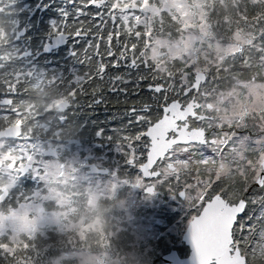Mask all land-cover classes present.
Wrapping results in <instances>:
<instances>
[{
    "label": "flooded vegetation",
    "instance_id": "1",
    "mask_svg": "<svg viewBox=\"0 0 264 264\" xmlns=\"http://www.w3.org/2000/svg\"><path fill=\"white\" fill-rule=\"evenodd\" d=\"M160 1L165 3V0H135L131 8L124 0L128 6L125 10L131 8L135 13L140 32L138 49L148 63V80L162 85L159 106H154L150 119L153 123L162 119L166 104L170 113L152 130L151 155L157 171L144 177L138 166L125 164L117 143L95 135V129L100 127L105 137H112L115 130L127 124L126 117L113 119L112 116L113 112L122 111L123 106L115 103L111 93H106L109 103L100 104L94 110L88 107L81 110L72 94L73 85L48 71L49 67L60 66L61 70L70 67L71 47L83 59L84 50L88 49L85 40L70 37L67 44L52 48L51 54H45L47 65L43 57L40 60L35 55L34 50L46 43L52 23L61 19L59 13L64 9L65 0H0V223L11 217L19 220L25 213L31 217L21 220L28 224L41 212L57 210L55 203L43 201L42 211L33 210L32 207L39 204L35 193L43 189L62 199L69 208L77 205V212L70 211L69 217L71 224H78L69 229L75 234L60 230L61 225L47 231L43 228L42 237L47 232L50 253L63 246H79L87 239L95 225L80 219L84 214L77 200L80 189L116 176L122 182L120 189L102 201L103 205H117L110 218L114 234L109 241L118 251L138 253L145 264H179L190 255L187 215H196L199 208L196 197L201 192L222 190L228 199L235 200L250 190L245 228L243 233L234 230L231 234L232 240L239 241L238 245H230L231 252L238 248L245 255L248 239H255L254 234L262 230V226L257 223L253 227L249 220L253 216L250 211L253 205L257 203L255 214L258 215L263 202L256 196L261 189L255 188L254 182L261 173L264 143L253 150V142L264 138L263 118L258 111L237 112L226 117L220 107L215 106L220 101L216 93L228 91V81L233 76L216 73L214 77L212 67L210 72L186 67L184 61L178 62L168 55L161 45L167 13L154 11ZM88 8L94 9V6L88 5ZM108 23L112 25L111 20ZM87 54L99 59L91 49ZM76 67L81 74L87 70V64ZM198 74H204L205 80L196 86ZM142 83L147 92L148 82ZM214 84H218L217 88H212ZM140 131H147V124L128 125L121 135H135ZM246 136L254 140L248 142ZM148 140L142 137L134 143ZM200 156L209 158V162L199 164ZM139 159L147 162L146 150ZM138 175H141L139 185L136 184ZM147 186L154 187L153 195L147 193ZM180 191L191 197L185 198L183 204L172 197ZM154 195L156 204L147 205L152 214L137 209L123 219L118 218L119 202L128 200L131 205L130 201L142 202L139 199ZM213 202L217 208L222 206L218 201ZM10 213L15 214L9 217ZM147 214L153 215L149 221L145 218ZM218 220L219 216L213 217L210 225ZM104 239L101 234L99 242ZM40 240L38 231L31 236L18 235L21 243L15 248L19 254L16 264H29V260L38 264ZM5 242L6 235H0V244ZM168 254L177 261L164 260Z\"/></svg>",
    "mask_w": 264,
    "mask_h": 264
},
{
    "label": "snow or ice",
    "instance_id": "2",
    "mask_svg": "<svg viewBox=\"0 0 264 264\" xmlns=\"http://www.w3.org/2000/svg\"><path fill=\"white\" fill-rule=\"evenodd\" d=\"M88 5H93L94 9H89ZM71 6V7H69ZM128 6L124 0H65L64 9L60 11L61 19L53 22L48 34L46 43L39 49L34 50L35 55L41 60H45V54H51V49L67 44L70 37H80L85 40L88 49H85V56L82 59L75 48L71 47L70 67L63 70L59 67H49L48 71L54 77L62 80L66 79L73 85L72 94L77 98V108L83 110L85 107L95 109L100 104L109 103L106 93H111L115 98V103L123 106V110L113 112V119L126 117L128 125L147 124V131L137 132L135 135H121L124 127L115 130L112 137H105L104 130L100 127L95 129V135L99 139H108L117 143V147L123 153L124 162L128 166H138L142 176L157 171L152 160L153 129L160 124L170 113L169 106H164V116L157 119L155 123L150 117L155 111L154 106H159L158 98L163 94L162 85L152 83L148 80L146 70L147 60L143 58V53L138 49L140 32L137 29V20L134 11H126ZM71 17V22L69 18ZM97 17L99 19H97ZM119 19L120 23L117 24ZM112 21L110 26L108 21ZM91 36V39H85ZM115 36V42H113ZM91 49L96 57L87 54ZM111 58V59H107ZM87 64V70L81 74L77 65ZM143 65V67H142ZM67 73V75L65 74ZM153 79H155L153 77ZM148 82V91L143 90L144 84ZM87 84V87L84 85ZM87 97L88 99H85ZM123 97V99H121ZM175 103V101L173 102ZM179 130V126H177ZM142 137L149 138L141 144L134 141H141ZM147 152V162L139 159L144 151ZM141 175L137 176L136 184H140ZM149 195L154 194V187L147 186ZM172 192V189H169ZM250 190L245 192L239 199L231 200L222 190L214 193H198L196 199L199 201V208L196 215L188 213V228L191 243L194 246L195 258L198 264V253L201 249L208 253L220 255L227 253L228 249L221 244L220 232L223 228L231 224L228 233L231 235L234 230L243 233L245 228L244 220L248 217V204L250 203ZM264 200V189L256 194ZM172 197L183 204L185 198H191L186 192L173 193ZM255 200V197H252ZM213 201H218L222 206L217 208ZM212 206V207H209ZM207 209L204 215L201 211ZM243 214V215H241ZM219 216L216 232L213 234L210 223L213 217ZM233 243L239 244L233 239ZM231 247V246H229ZM235 250H239L238 248ZM230 254V253H229ZM215 264V261H213Z\"/></svg>",
    "mask_w": 264,
    "mask_h": 264
},
{
    "label": "rangeland",
    "instance_id": "3",
    "mask_svg": "<svg viewBox=\"0 0 264 264\" xmlns=\"http://www.w3.org/2000/svg\"><path fill=\"white\" fill-rule=\"evenodd\" d=\"M229 1L231 4H254L257 0ZM127 2L132 8L131 5H134L135 0H127ZM158 5L159 6L155 8L154 11H165L170 19V26L164 30L162 35L163 39H161V45L167 49L168 55L171 58H174L178 62L184 61L186 67L191 66L195 69L203 68V71L205 72H210V68L212 67L214 72L211 74L214 77H216V73H219L221 68L226 71V69L230 67L229 63L231 62V57L238 50V45H224L213 42L212 39L215 34H213V30L210 27V13L228 11L229 5L227 4V0H165V3L160 1V4L158 3ZM237 33H239V35L236 40L239 43L244 44L247 41H256V36H252V34H255L254 31L245 33L244 30L238 29ZM262 57L264 58V52ZM257 77L259 78L255 80V76L252 75L243 81L234 78L233 82H231L228 87V91L220 90L216 93L217 98L220 99V101L219 103H215V106L220 107L223 115L228 118L235 115L237 112L250 114L253 111H258L263 118L264 123V67L262 65H258ZM217 86L218 84H214L212 88H217ZM246 139L248 142L254 140L253 138H249V136H246ZM263 143L264 138L255 140L253 142V150L255 149V146L260 148ZM105 161L106 160H104V162ZM208 162L209 158L204 156H200L198 160V163L202 165H206ZM246 162L247 164L249 163V157ZM109 167L110 171H112L110 163ZM121 184V180L116 176L113 180H108L107 178L101 179L98 182L93 183L92 186H88L86 189H80L81 195L77 196V198L79 199V204L83 206L84 214L94 200H98L103 204L102 201L108 200V197H112L113 194L120 189ZM259 188L264 189V184ZM44 190L45 189L35 193L37 194L36 198L37 201H39V204H35L32 207L33 210L37 212L42 211L44 207L42 201L46 203H55L57 210H50L48 213L41 212L40 214L35 215L33 220L28 224L21 219H26L31 216H27V214L23 213L19 217V220H15L11 217L15 213L8 214L11 219H4L2 224L0 223V235H6V242L0 244L1 256L6 258L17 247V245L21 243L18 241V235L20 234L31 236L38 231L41 240L47 239V232H44L45 235L42 237L43 228H46V231L51 227L57 228L61 225V217L65 222V226L62 230L75 234L74 230L69 231V229H74L73 226L78 224L76 222L74 225L71 224L69 217L70 211L73 214L76 213L78 206L74 205L69 208L62 199L58 200L49 191L44 192ZM117 196L118 195L115 194V198ZM139 200H142V202H137V200L135 202L130 201L131 205L129 202L123 204L121 206L122 208L119 209L118 218L123 219L128 216L130 211L133 212L137 209L152 214L153 212L150 213L147 205L150 207L152 204H156L157 196H148ZM261 211L263 214L264 204ZM148 214L145 215V218L149 221L153 215ZM112 233L114 234L113 230ZM261 238H264L263 233H261ZM107 242H110L109 239H104L102 241V243ZM42 246L45 247L44 244H42ZM263 249L264 243H262L261 247H254L251 250V253L252 255L257 253L258 258L262 259ZM41 255L43 256L44 254H40V256ZM29 264L33 263L29 260ZM38 264H40V262H38Z\"/></svg>",
    "mask_w": 264,
    "mask_h": 264
},
{
    "label": "trees",
    "instance_id": "4",
    "mask_svg": "<svg viewBox=\"0 0 264 264\" xmlns=\"http://www.w3.org/2000/svg\"><path fill=\"white\" fill-rule=\"evenodd\" d=\"M227 4L229 5L228 11L210 13V27L213 30V34H215L212 41L225 45L231 43L238 28L245 30V33L254 31L255 34H252V36H256V41H251L250 45L247 42L243 46L241 54L231 59L229 63L231 69H228V71L222 70L221 73L234 75L229 79V84L233 82V78L243 81L245 78L247 79L254 75L258 79V65L264 67V58L262 57L264 52V0H257L254 4H231L227 0ZM167 26L169 27L170 25L167 24ZM259 222L261 223L262 233L264 234V216ZM262 243H264V238L262 239L261 236H258L255 241L250 242L251 245H255V248L256 246L261 247ZM257 255V253L253 255L252 264H264V249L262 259L258 258ZM45 256L47 257V255ZM5 263L8 262L4 261L0 256V264Z\"/></svg>",
    "mask_w": 264,
    "mask_h": 264
},
{
    "label": "clouds",
    "instance_id": "5",
    "mask_svg": "<svg viewBox=\"0 0 264 264\" xmlns=\"http://www.w3.org/2000/svg\"><path fill=\"white\" fill-rule=\"evenodd\" d=\"M116 208L115 204L103 205L94 200L80 219L95 225V229L88 233L87 239L79 246L58 248L57 255L52 258L53 264H145L136 252L118 251L110 242H99L101 234H104L105 240L113 234L110 216ZM60 224L62 230L65 226L62 217Z\"/></svg>",
    "mask_w": 264,
    "mask_h": 264
},
{
    "label": "water",
    "instance_id": "6",
    "mask_svg": "<svg viewBox=\"0 0 264 264\" xmlns=\"http://www.w3.org/2000/svg\"><path fill=\"white\" fill-rule=\"evenodd\" d=\"M264 178V175L262 176V179ZM258 185H261V182L258 183ZM207 212V210L204 212V214ZM231 226V224L229 223L228 225H226L223 230L220 232V238H221V244L222 247L228 249L229 246V233H228V228ZM216 227L217 224H214L212 227V232L213 234H215L216 232ZM190 244L192 246V253L190 255V257L184 261H182V263L185 264H197L196 258H195V250H194V246L191 243V239H190ZM211 259H218L217 264H243V259L239 257V254L237 252H235L234 256L232 259L229 258L228 256V252L227 253H221L220 255H217L215 253H208L206 250L201 249L200 252L198 253V264H206V262H208Z\"/></svg>",
    "mask_w": 264,
    "mask_h": 264
}]
</instances>
